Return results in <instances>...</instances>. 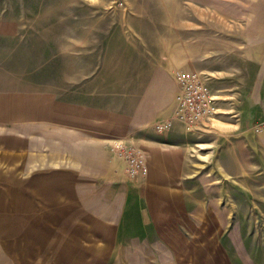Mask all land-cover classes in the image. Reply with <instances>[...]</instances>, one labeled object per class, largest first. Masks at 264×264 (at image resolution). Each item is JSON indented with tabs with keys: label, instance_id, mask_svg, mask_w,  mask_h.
I'll return each mask as SVG.
<instances>
[{
	"label": "rangeland",
	"instance_id": "rangeland-1",
	"mask_svg": "<svg viewBox=\"0 0 264 264\" xmlns=\"http://www.w3.org/2000/svg\"><path fill=\"white\" fill-rule=\"evenodd\" d=\"M2 16L19 24L0 36V93L46 111L0 119V264H264V139L251 129L264 118V0H0ZM140 57L205 70L219 99L218 114L181 125L183 175L157 184L106 147L165 136L156 120L79 148L50 109L74 94L79 66L84 108L129 130L136 104L154 106L128 80Z\"/></svg>",
	"mask_w": 264,
	"mask_h": 264
},
{
	"label": "crops",
	"instance_id": "crops-1",
	"mask_svg": "<svg viewBox=\"0 0 264 264\" xmlns=\"http://www.w3.org/2000/svg\"><path fill=\"white\" fill-rule=\"evenodd\" d=\"M17 24L19 23H17L13 18L3 16L0 17V36L12 37L14 39V36L18 32ZM71 41H73V39H71ZM67 56L68 57L66 59L75 61V54ZM144 62V57H140V67L137 68L133 74L129 73L128 80L130 83L134 84V88L144 89V91L147 88L152 89L154 106L151 108L153 112L150 115L148 112H144V109L147 108V102L142 99L143 101L135 105L134 108H137V111H132V120H128V125L125 128L129 130L125 131L122 129L125 125H119L121 123L117 122V118L114 113L111 115L104 113L103 116H101L104 120L100 121L98 119V117H100L98 114L95 117L92 115L94 107L88 105L86 106L87 109L84 108L85 106L82 104L80 96H78L79 93L84 90L81 89L82 85H80L79 80L78 82L76 80L79 76L77 73L79 71V66H76L75 68V65H73L72 75L74 78V94L72 95V92L69 91L70 96L60 100L58 102L59 107L50 108L51 111H55L56 108L60 110L62 134H64L66 130L68 135H73V140H77L79 142V148L85 147L84 144H81L83 141L94 143L95 146L96 140L100 138L101 134L126 133L129 131L134 133L135 125L140 121H144V124H147L148 122H154L158 119L170 117L175 105L174 95L177 89L171 68L169 67L167 69L166 67H162L160 65L153 66L145 64ZM188 69L198 70L195 67H189ZM124 74L122 77H124ZM90 80L91 82H95L97 79L94 77ZM113 82V78L111 77H109V79H105L106 85L113 84ZM64 84L66 85V82H64ZM68 84H71V82L68 81ZM34 96L35 95H30L29 93L23 94V92L20 93L15 90L5 92L4 94L0 93L1 121H4L5 118H10L11 115L19 113V111H33V113H35V111H46L45 108L37 107L35 103L33 104L31 100ZM20 107L26 108L21 109ZM83 111H87L89 115L83 116ZM219 123H221L220 120ZM101 124L104 127L103 130L101 129ZM181 125L182 123L175 121L171 129L166 132L165 136L161 134L156 136L143 134L141 137H136L135 135L132 137V140L141 145L145 151L146 163H148L147 177L152 184H157L161 181L168 182L175 180L170 177L174 174L183 175L184 173L185 165L183 162V150L179 146L183 142L185 134L184 131H182ZM258 137L263 138L260 136ZM67 139L70 140V137ZM162 140L167 141L169 144L161 143ZM167 145L171 147H168ZM164 178L165 180H163Z\"/></svg>",
	"mask_w": 264,
	"mask_h": 264
},
{
	"label": "built area",
	"instance_id": "built-area-1",
	"mask_svg": "<svg viewBox=\"0 0 264 264\" xmlns=\"http://www.w3.org/2000/svg\"><path fill=\"white\" fill-rule=\"evenodd\" d=\"M130 0H112L116 7H124ZM175 85L174 108L170 117L155 121L153 129L164 132L171 129L175 121L192 127L210 119L219 111V99L209 84L210 76L205 70L176 69L173 72ZM252 131L264 138V118L251 125ZM110 154L123 163L126 174L139 180L147 179L148 164L143 148L122 138H111L106 145Z\"/></svg>",
	"mask_w": 264,
	"mask_h": 264
},
{
	"label": "bare ground",
	"instance_id": "bare-ground-1",
	"mask_svg": "<svg viewBox=\"0 0 264 264\" xmlns=\"http://www.w3.org/2000/svg\"><path fill=\"white\" fill-rule=\"evenodd\" d=\"M215 120V119H214Z\"/></svg>",
	"mask_w": 264,
	"mask_h": 264
}]
</instances>
